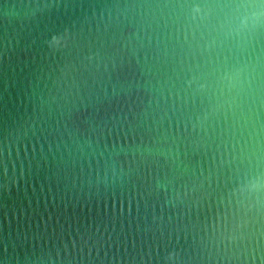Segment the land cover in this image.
Returning a JSON list of instances; mask_svg holds the SVG:
<instances>
[{"label": "water", "instance_id": "95a60500", "mask_svg": "<svg viewBox=\"0 0 264 264\" xmlns=\"http://www.w3.org/2000/svg\"><path fill=\"white\" fill-rule=\"evenodd\" d=\"M189 2L0 0V264H261L264 27Z\"/></svg>", "mask_w": 264, "mask_h": 264}, {"label": "clouds", "instance_id": "9594fccd", "mask_svg": "<svg viewBox=\"0 0 264 264\" xmlns=\"http://www.w3.org/2000/svg\"><path fill=\"white\" fill-rule=\"evenodd\" d=\"M176 7H187L189 13H199L198 19H207L216 11L220 12H243L241 23L251 32H256L264 27V0H190L186 5H176ZM257 191L264 188V177H252L248 180ZM243 190V189H242ZM261 264H264V256L261 257Z\"/></svg>", "mask_w": 264, "mask_h": 264}]
</instances>
